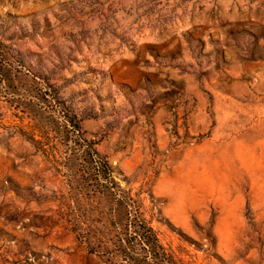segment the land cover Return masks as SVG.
I'll use <instances>...</instances> for the list:
<instances>
[{
    "label": "rangeland",
    "instance_id": "1",
    "mask_svg": "<svg viewBox=\"0 0 264 264\" xmlns=\"http://www.w3.org/2000/svg\"><path fill=\"white\" fill-rule=\"evenodd\" d=\"M0 264H264V0H0Z\"/></svg>",
    "mask_w": 264,
    "mask_h": 264
},
{
    "label": "trees",
    "instance_id": "2",
    "mask_svg": "<svg viewBox=\"0 0 264 264\" xmlns=\"http://www.w3.org/2000/svg\"><path fill=\"white\" fill-rule=\"evenodd\" d=\"M97 159H98V158H97ZM99 163H100V166H101V168H102L101 171H102L103 173L107 172V169H108V168H107V164H106L104 161H102V160H100ZM148 233L151 234V230H149L148 232H145V233H144V237H145V239H144L143 244H145V245L150 244L149 238H150V237H153L152 235L148 236V235H149ZM136 234H137L136 236L138 237L139 234H138V233H136Z\"/></svg>",
    "mask_w": 264,
    "mask_h": 264
}]
</instances>
